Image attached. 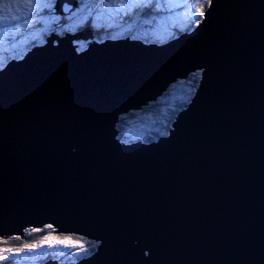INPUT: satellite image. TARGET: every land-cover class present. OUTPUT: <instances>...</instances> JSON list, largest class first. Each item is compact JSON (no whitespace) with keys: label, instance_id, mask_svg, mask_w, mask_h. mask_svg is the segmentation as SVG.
<instances>
[{"label":"water","instance_id":"1","mask_svg":"<svg viewBox=\"0 0 264 264\" xmlns=\"http://www.w3.org/2000/svg\"><path fill=\"white\" fill-rule=\"evenodd\" d=\"M94 29L0 71V239L51 225L99 243L80 264H264V0H211L162 45ZM197 71L168 137L118 141Z\"/></svg>","mask_w":264,"mask_h":264},{"label":"rangeland","instance_id":"2","mask_svg":"<svg viewBox=\"0 0 264 264\" xmlns=\"http://www.w3.org/2000/svg\"><path fill=\"white\" fill-rule=\"evenodd\" d=\"M57 1L58 0H34V3L40 4V8L33 14L34 23L30 28L17 31L13 27L9 26L7 32L5 33L3 27H0V71H2L10 62H21L33 48L40 47L41 44L43 45L47 37L55 35L61 38L65 34L75 33L80 29H82V32L87 28V26L97 29L102 27V29L105 31L124 38L142 41L148 44H157L156 42L167 43L170 40L172 41L180 37L181 34L187 33V31H185L186 29H192L194 24V22H192L190 19V16L194 15V12L190 13L189 9L186 7V3H190V0H161L162 6L159 10L155 8H152L151 10L148 8H134L127 15H125L123 11L117 13L114 8L111 10H105L103 7L100 9L96 8L97 5L102 6L103 3L107 2V0H76L78 2L77 9L66 16L55 15L54 4H56ZM126 3H132V0H126ZM64 5L67 6V4ZM89 11H91V15H89ZM108 11L112 12V16L107 14ZM198 19L201 20L199 16H195V20ZM53 20H55L56 23H53ZM59 25L60 27L56 28ZM105 26L106 28H103ZM33 44H35V46H33ZM52 46L55 47V40L53 41ZM20 57L22 58L18 59ZM197 73L199 72L197 71L194 74ZM181 81L182 80H179L173 83L167 92L172 86L179 84ZM161 98L162 97L158 98L156 101L149 102V106H144L139 111L129 112L134 113L133 119L130 120V124L128 123V127H126L129 129V131H125L129 137L132 138V136L154 132L156 122L153 119L158 118V116L152 110L145 111V108H149L152 107L151 105L157 104ZM185 100L186 97L183 96L181 102H184ZM188 104H190V102ZM167 121L168 118L166 119V122ZM170 130H172V126ZM164 137H168V134ZM118 141L123 145L125 144L120 140ZM131 144L133 143L125 145ZM54 230L55 229L49 227V225H45L37 232H32V228H26L23 233L27 238H19L24 240V242L27 241V243H29V241L32 242L35 239H39L49 232L53 231L54 233ZM11 238L16 237H10L8 240L0 239V247L22 245L21 243L15 244V241ZM4 240L8 241V244H3L2 242ZM98 246V242L89 240L88 247L85 245L88 251L81 252L79 256L72 254L74 251H76V249L71 247L65 248L63 246H59L49 249L47 246H45L35 252H28L25 250V252L20 257L14 258L21 261V264H43V262L48 264L51 260L53 262L59 260L58 264H61V260L76 257L75 259H70L68 264H80L84 260L92 259L94 254H96L98 251ZM55 249L63 250L56 251ZM0 264H12V260H3L0 262Z\"/></svg>","mask_w":264,"mask_h":264},{"label":"snow or ice","instance_id":"3","mask_svg":"<svg viewBox=\"0 0 264 264\" xmlns=\"http://www.w3.org/2000/svg\"><path fill=\"white\" fill-rule=\"evenodd\" d=\"M207 4L211 6V0H190V3H186V7L189 12H194V15L190 16L192 22L199 24L200 20H195V16H199L201 20L204 16V6ZM161 0H132V3H126V0H107L103 3L102 7L105 10L115 9L117 13L123 11L125 15L132 11V9L148 8L151 10L155 8L161 9ZM40 8L39 3H34V0H0V27H3L6 33L8 27L11 26L17 31L24 30L25 28L32 27L34 23L33 14ZM89 11V15H91ZM109 16H112V12L108 11ZM56 23L55 20L52 21ZM51 227V225H49ZM39 229H32V232H37ZM19 240V237H16ZM70 242V243H69ZM3 244H8V241H3ZM47 246L49 249H53L59 246L65 248L71 247L76 249L72 254L79 256L81 252H87L84 242L74 239L72 236H53L52 232L35 239L29 243H23L20 246H8L0 247V262L3 260H12V264H21V261L14 257H20L25 250L28 252H35L40 248Z\"/></svg>","mask_w":264,"mask_h":264},{"label":"trees","instance_id":"4","mask_svg":"<svg viewBox=\"0 0 264 264\" xmlns=\"http://www.w3.org/2000/svg\"><path fill=\"white\" fill-rule=\"evenodd\" d=\"M207 6H208L207 4L204 6V11L207 8ZM195 25L196 23L193 24V26ZM91 29L93 30V34H94L96 29L94 28ZM81 30L82 29H80L79 31ZM191 30L192 29L189 28L186 29L185 31L188 32ZM98 31L101 34L103 33V31L99 29ZM33 45L35 46V44ZM199 80H200V73L191 75L186 81H181L179 84L172 86L171 89L162 96V98L157 102V104L151 105L152 107L145 108V111L152 110L158 116V118L153 119L155 120L156 125H155V130L152 133L140 134V135L132 136L131 138L125 131H129V129L126 127H128V123L130 124L131 122L130 120L133 119L134 113H129L126 116L124 115L120 117V121L117 125L118 140H120L125 144L134 143V142H142L144 144H150L157 141L158 138L166 136L169 133V130L172 126L175 117L187 106V104L192 99L197 89ZM183 96L186 97V100L184 102H181ZM167 118L168 121L166 122ZM11 239L15 241V244L27 243V241L24 242V240L21 239L19 240H17L16 238H11Z\"/></svg>","mask_w":264,"mask_h":264},{"label":"flooded vegetation","instance_id":"5","mask_svg":"<svg viewBox=\"0 0 264 264\" xmlns=\"http://www.w3.org/2000/svg\"><path fill=\"white\" fill-rule=\"evenodd\" d=\"M23 57V56H22ZM22 57H20V59L22 58ZM19 59V58H18ZM52 234H53V236H56L54 233H53V231H52ZM59 236H64V235H59ZM67 236V235H66ZM74 239H76V240H80V241H82V242H84L85 243V245L88 247V244H89V241H87L86 239L84 240V239H82V238H79V237H76V236H72ZM56 251H60V250H63V249H60V250H57V249H55ZM76 257H71V258H66V259H64V260H61V264H68V262H69V260L70 259H75ZM43 262V261H42ZM43 264H44V262H43ZM60 264V263H59Z\"/></svg>","mask_w":264,"mask_h":264},{"label":"bare ground","instance_id":"6","mask_svg":"<svg viewBox=\"0 0 264 264\" xmlns=\"http://www.w3.org/2000/svg\"><path fill=\"white\" fill-rule=\"evenodd\" d=\"M102 6L101 5H97V9H100ZM120 13V12H119ZM96 14V13H95ZM116 14V13H115ZM77 20V19H76ZM89 21V20H88ZM80 22V21H79ZM77 23V22H76ZM74 24V23H73ZM103 28H106V26L105 27H103ZM101 30H104V29H102V27L100 28ZM44 42V41H43ZM42 42V43H43ZM32 45V44H31ZM34 46V45H33ZM190 77V76H189ZM142 143V142H141ZM59 261V260H58Z\"/></svg>","mask_w":264,"mask_h":264}]
</instances>
